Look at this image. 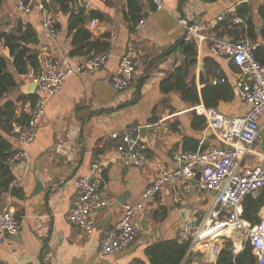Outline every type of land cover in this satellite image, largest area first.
<instances>
[{
  "label": "crops",
  "instance_id": "crops-1",
  "mask_svg": "<svg viewBox=\"0 0 264 264\" xmlns=\"http://www.w3.org/2000/svg\"><path fill=\"white\" fill-rule=\"evenodd\" d=\"M136 1L139 10L135 1L130 7V0H68V8H62L57 0H48L60 32L56 41L42 35L38 7L25 14L17 7V0L0 1V59L6 64L0 73V108L15 106L8 115L11 124L0 116V137L11 144L13 151L19 148L20 121L28 119L23 108L32 107L40 96L24 74L32 68L28 57L45 53L75 68L95 54L111 53L96 73H74L66 79L62 90L49 100L36 139L27 147L28 158L10 165L16 192L0 195V212L12 210L22 231L20 236L0 242L3 264H155L161 260L160 249L184 244L180 239L182 226L199 223L209 210L213 195L202 190L198 181L180 206L173 204L171 193L165 190L135 220L136 241L127 249L101 254L103 231L121 220L123 207L139 202L160 170L178 167L173 153L206 150L214 144L213 136L207 142V122L198 114V110L208 109L203 89L227 84L233 98L220 101L212 109L227 116H242L247 110L236 93L239 68L229 58L214 56L207 42L196 46V64L189 68L186 80L196 87L199 102L161 90L162 82L186 63L179 48L185 33L178 18L208 26L207 33L216 38L238 41L247 36L264 43V0H164L160 11L150 3ZM131 12H139L142 17L138 31L131 23ZM223 14L225 21L212 28ZM246 15H250L246 26L234 21L233 16ZM94 20L98 21L95 28L90 26ZM7 35L22 38L16 42L29 54L22 59L10 55L5 46ZM130 47L139 55L137 75L129 91L118 93L111 78ZM258 56L261 60V50ZM8 84L14 86L3 92L2 85ZM9 126L15 132H8ZM132 127L149 129L142 140L150 158L146 172L137 164L125 166L114 160L119 141L112 135L122 136ZM261 127L264 132V119ZM262 142L261 138L259 148ZM96 162L102 167L93 172ZM93 177L102 180L101 195L108 204L90 215L95 231L87 235L69 221L68 214L78 195L77 180ZM259 217L264 218V211ZM242 239L241 232H233L223 251L227 244L233 247ZM180 264L207 263L202 254L188 251ZM243 264L260 263L254 257L253 262Z\"/></svg>",
  "mask_w": 264,
  "mask_h": 264
},
{
  "label": "built area",
  "instance_id": "built-area-1",
  "mask_svg": "<svg viewBox=\"0 0 264 264\" xmlns=\"http://www.w3.org/2000/svg\"><path fill=\"white\" fill-rule=\"evenodd\" d=\"M142 1L152 4L158 11L164 9V0ZM48 4V0H17V7L25 14L38 7L42 17V35L56 41L60 32ZM225 17V14L219 17L212 28L216 29L219 23L225 21ZM233 17L242 26H246L250 20V15ZM178 22L185 33L184 41L193 42L196 46L207 42L214 56L229 58L239 68L241 77L236 91L247 110L242 116H227L214 109L198 110V114L206 119L207 130L212 132L214 144L206 150L173 153L178 167L160 170L157 179L144 189L140 201L123 207L121 220L103 231L101 254L127 249L136 241L138 228L135 220L145 207L165 190L171 193L173 204L180 206L184 196L192 193L200 174V188L211 193L213 201L199 223L189 222L182 226L180 239L189 245V253H200L207 264H218L226 240L238 231L243 239L234 243V256L242 253L248 244L252 255L260 264H264V218L255 224L243 218L244 202L248 198L258 199L264 191V146L259 148L264 119V65L256 58L257 51L264 48V43L255 42L247 36L238 41L216 38L207 33L206 25L193 24L185 17H179ZM97 23L94 20L90 26L95 28ZM140 28L141 23H137L135 31ZM110 58V52H101L72 68L48 54L38 55V69L28 74L27 78L37 85L40 96L32 107L23 108L28 120L18 132L19 148L10 158V165H18L28 158L27 147L36 139L38 124L46 115L49 100L62 90L66 79L74 73L94 74ZM138 63L139 55L135 48L130 47L111 78L115 91L125 93L131 89ZM140 132V128L132 127L122 136L112 135L114 140L119 141L114 148V160L125 166L137 164L146 172L150 158L139 137ZM101 167L102 163L96 162L93 172ZM15 183L14 180L11 186ZM102 186V180L96 177L81 178L76 182L78 195L68 219L87 235L95 231L90 215L108 204L101 195ZM21 231L22 224L12 210L0 212V242L20 236ZM0 264L3 263L0 261Z\"/></svg>",
  "mask_w": 264,
  "mask_h": 264
},
{
  "label": "trees",
  "instance_id": "trees-1",
  "mask_svg": "<svg viewBox=\"0 0 264 264\" xmlns=\"http://www.w3.org/2000/svg\"><path fill=\"white\" fill-rule=\"evenodd\" d=\"M59 3H61L62 8H68L66 6V3L68 0H57ZM73 0H70L72 2ZM132 1L136 0H130L129 4L130 7L132 5ZM138 10L140 9L139 5L137 4ZM131 23L134 25L139 23L141 21L140 13L137 12V14L131 12ZM22 38H18L15 36L7 35L5 36V46L8 49L10 55L14 56L17 59H22L23 57L27 56L29 54L28 49H20V45L16 41H21ZM179 48L183 51V54L186 56V63L184 66L180 67V69L176 70L173 75L168 77L165 81L161 84V90L164 93H171V92H177L184 95L185 100H189L192 98V100L196 103L199 102L196 87L194 85H189L186 83L188 70L191 66H194L196 64L197 59V48L196 45L193 42H186L182 41L179 45ZM261 50V55L264 56V48L261 47L256 53L257 60L264 65V57L262 56L261 60L258 56L259 51ZM32 68L30 71L24 73L25 75L30 74L33 70L38 69V54L36 57H28ZM6 68L5 61L0 59V73H2V70ZM5 79V78H4ZM3 80V79H1ZM225 82V81H224ZM14 84H8L7 86L2 85V91H7L10 87H13ZM203 93V100L205 106L209 108H216L217 104L220 101L224 100H230L233 98V92L229 87H227V84H219L216 87H210L207 86L202 91ZM137 98L134 100L136 102L138 100ZM3 109H6V111H3ZM0 108V116H4L6 120L11 124V118L8 117L12 109H15V106L11 104L10 106H6V108ZM204 119V118H203ZM27 117H25L22 121L26 123ZM154 119L153 121H155ZM1 126V122H0ZM8 132H13L14 128L13 126H9ZM15 132V131H14ZM205 147H203V150ZM15 150L13 151L12 146L9 142H7L5 139L0 137V195L5 193H12L14 194L16 192V188L14 186H11L13 181L15 180V177L13 175V172L11 170V166L9 163L10 158L14 156ZM264 211V191L260 194L258 199H252L248 198L244 202V215L243 218L252 223L255 224L259 222L260 220V213ZM160 248V247H158ZM232 246L230 244L226 245V250L223 251L220 255L218 264H243L244 261H250L253 262V255L251 247L247 244L245 250L237 255L236 257L232 256L229 252ZM189 251V245L187 243H184L182 246L175 245L172 249H160V253H158V257L161 260H158V263L155 262V264H180L187 252ZM232 252V250H231ZM222 254L223 257H222ZM158 258V259H159ZM243 261V262H242Z\"/></svg>",
  "mask_w": 264,
  "mask_h": 264
},
{
  "label": "water",
  "instance_id": "water-1",
  "mask_svg": "<svg viewBox=\"0 0 264 264\" xmlns=\"http://www.w3.org/2000/svg\"><path fill=\"white\" fill-rule=\"evenodd\" d=\"M35 86L37 88L36 84H35ZM236 93H237V91H236ZM148 132H149V129H147V128L141 129V138L143 141H144V138H146ZM205 136H206L207 142L210 143V139L212 138V132L210 130L206 131ZM261 136H262V140H263L262 145L264 146V132H262ZM199 180H200V174L197 177V181H199Z\"/></svg>",
  "mask_w": 264,
  "mask_h": 264
}]
</instances>
